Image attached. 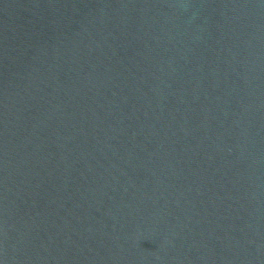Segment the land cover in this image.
Here are the masks:
<instances>
[{
    "label": "water",
    "instance_id": "obj_1",
    "mask_svg": "<svg viewBox=\"0 0 264 264\" xmlns=\"http://www.w3.org/2000/svg\"><path fill=\"white\" fill-rule=\"evenodd\" d=\"M0 264H264V0H0Z\"/></svg>",
    "mask_w": 264,
    "mask_h": 264
}]
</instances>
